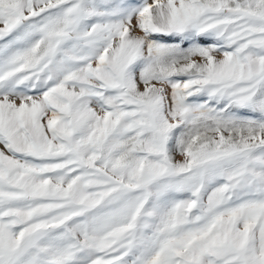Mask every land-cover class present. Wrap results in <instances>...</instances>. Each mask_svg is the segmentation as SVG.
<instances>
[{
	"label": "snow or ice",
	"instance_id": "snow-or-ice-1",
	"mask_svg": "<svg viewBox=\"0 0 264 264\" xmlns=\"http://www.w3.org/2000/svg\"><path fill=\"white\" fill-rule=\"evenodd\" d=\"M0 264H264V0H0Z\"/></svg>",
	"mask_w": 264,
	"mask_h": 264
},
{
	"label": "rangeland",
	"instance_id": "rangeland-1",
	"mask_svg": "<svg viewBox=\"0 0 264 264\" xmlns=\"http://www.w3.org/2000/svg\"><path fill=\"white\" fill-rule=\"evenodd\" d=\"M178 159H180V157H177Z\"/></svg>",
	"mask_w": 264,
	"mask_h": 264
}]
</instances>
